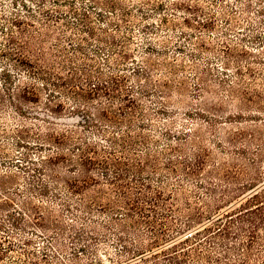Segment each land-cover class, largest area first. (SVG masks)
I'll return each instance as SVG.
<instances>
[{
    "label": "rangeland",
    "instance_id": "1",
    "mask_svg": "<svg viewBox=\"0 0 264 264\" xmlns=\"http://www.w3.org/2000/svg\"><path fill=\"white\" fill-rule=\"evenodd\" d=\"M22 1L26 7L22 6L21 0H0V25L7 28L5 32L0 31V82L2 70L9 71L13 81L19 77L16 86L33 81L27 72L30 68L19 62L23 57L16 55V47L8 39L9 30L18 39L17 27L7 20L17 13L24 21L42 26L49 33L43 44L46 52L57 53L56 45L65 49V56L56 60L53 71L68 78L72 68L80 79L89 74L93 82L100 77L109 86H114V95H100L88 102V109L96 115L100 103L116 109L119 103H123L121 97L126 93L136 101L138 107L130 114L134 125L132 134L146 135L150 142L146 149L138 143L132 155L141 160L149 157L155 163L156 169H151V181L162 187L165 198L168 199L169 186H176L180 199L173 206L166 199L167 205L183 213L191 210L185 202L191 207L206 209L207 205L196 196H204L205 189L195 183L196 180L186 179L182 173V161L194 162L197 154L207 150L213 153L215 160L223 159L219 149L221 142L218 143L220 138L227 140L228 135L236 130L251 132L250 128L255 127L264 130V108L244 109L240 106V99L228 91L231 87L242 88L238 85L242 79L261 93L260 103L264 105V0ZM260 9L262 13L258 12ZM30 11L36 18L29 16ZM84 13L94 35L78 30ZM46 14L52 15L47 19ZM73 42L81 43L82 52L73 49ZM122 53L127 57L123 58ZM24 55L34 61L33 56ZM248 68L255 71V76L248 74ZM49 87V90L40 89L37 103L25 104L26 118L22 120L8 110L6 118L0 121V175H15L16 178L12 184L6 185L11 192V206L1 204L8 194L0 193V221L3 224L0 264H26L29 259L40 264H71L74 260L86 264L89 258L102 264H112V259L124 261L128 256L121 251L122 242L115 239L113 232L109 233L105 228L92 233L90 227L81 225L86 220L102 223L112 220L109 214L97 211L96 206L92 207L93 216L80 213L76 203L82 198L89 200L88 195L93 191L72 194L61 180L60 186H53L47 179L49 165H44L46 158L56 152L69 156L71 148L68 145L60 148L55 144L40 147L42 140L35 138L39 131L32 123L47 119L56 123L54 126L58 131L73 129L74 133H68L72 140L106 144L97 127L88 123L86 114L76 109L82 104L71 93L75 86ZM49 91L54 96L52 103L61 101L62 110L49 112ZM76 113L84 117L79 118ZM25 124L30 128L21 136L20 129ZM101 125L107 134L117 136L128 128L122 120L117 125L104 120ZM44 131L42 128L40 133ZM52 145L53 149L49 150ZM170 160L175 161L179 169L177 174L170 172ZM261 165L264 169V162ZM28 167H37L40 171ZM210 167L205 166L201 177ZM56 168L64 177L74 175L68 172L63 162ZM40 179L49 184L46 195H41L38 190ZM100 187L108 192V198H114L108 185ZM64 199H68L69 206H65ZM23 201L41 207L44 224L50 229L42 228L35 221L23 207ZM210 205L214 202L210 201ZM237 206L236 201L230 207ZM225 209L228 208H221V211ZM7 213L17 218L16 224L12 225ZM54 224L60 228L53 229ZM176 224L182 225V221L178 220ZM140 231L144 233L145 229L140 227ZM186 232L191 233L190 230ZM147 240L145 238L143 243ZM201 248L219 255V247L203 243ZM25 251H31L33 255L28 258ZM73 254L78 255L76 259ZM42 256L46 257L43 259Z\"/></svg>",
    "mask_w": 264,
    "mask_h": 264
},
{
    "label": "trees",
    "instance_id": "2",
    "mask_svg": "<svg viewBox=\"0 0 264 264\" xmlns=\"http://www.w3.org/2000/svg\"><path fill=\"white\" fill-rule=\"evenodd\" d=\"M13 2L11 1V3ZM21 2L23 7L27 6L24 1L21 0ZM262 11L258 10L259 13ZM16 14L11 15L7 20L12 26L17 27L18 39L13 36L12 30L7 32L8 39L16 47L15 52L18 54H14H20L23 57L19 59V62L30 68L27 72L32 75L33 81L16 86V82L20 80L19 77L13 81L14 77L11 78L9 71L2 70L0 121L3 122L2 120L6 118L8 110H12L22 120L26 118L24 106L26 103L39 101L40 89L49 90V85L58 89L64 84H68L71 88L75 86L71 93L75 94L76 101L82 104L78 105L76 109L80 113L86 114L89 119L88 123L97 127L101 136L105 137L106 144L96 141L72 140L68 133H74L73 129L67 128L58 131L54 126L56 123L47 119H40V123H32V125L39 131L35 138L42 140L40 147L55 144L56 147L63 148L64 145H68L71 148L69 156L56 152L50 154L45 162L43 161L45 167L49 165L46 168L48 181L53 186H60L64 183V187L72 194H84L86 190H92L93 192L87 198L89 200L82 198L76 203L80 213L85 216H93L92 207L96 206L97 211L109 214L112 219L104 223L91 222L90 220L81 222L82 227H90L92 233L107 228L108 230L105 229V231L113 232L115 239L122 242L121 251L128 258L119 262L118 259H112L111 263L188 264L189 261H192L193 264H264V169L261 165L264 162V130L260 127L250 128L251 132L236 130L228 135L227 140L220 138L218 143L221 142L219 149L223 159L216 158L215 160L213 153L207 150L206 153L197 154L194 157V162L182 161V173L186 179L191 182L196 180L195 183L205 189L204 196H196L207 205L206 209H202L201 207H191L189 202H185L191 210L183 213V211L167 205L166 202L168 200L171 205H174L180 199L176 186L173 185L171 188L169 186V192L166 194L168 199L165 198V194L161 190L162 187L157 184L153 185L151 181V169H156L155 163L149 157L141 160L132 155L138 143H142L146 149L150 142L146 135L132 134L134 125L130 114L135 112L138 107L136 101L126 93L121 97V100H124L123 103H119L116 109H112L110 105L101 106L100 103L96 115L88 109V102L100 95H114V86H109L108 82L103 81L100 77H96L97 80L93 82L92 77L86 73L85 79H80L75 76L76 73L72 68L73 71L68 78L57 74L53 71V66L58 62L56 61L58 58L65 56V49L56 45L57 53L46 52L43 49V44L50 36L49 33L44 31L42 26L36 27L33 22L24 21ZM51 15L46 14V18H50ZM29 16L36 18L32 12ZM87 19L88 16L84 13L78 30L94 35V29L87 23ZM6 30V27L0 25L1 32ZM71 46L75 51L82 52L80 42H73ZM23 52L33 56L34 61L26 57ZM121 56L127 57L126 53H122ZM247 70L249 75L255 76L256 73L252 68ZM12 84L13 86L10 87ZM238 85L242 88L231 87L228 91L240 99L242 108L247 110L254 107L264 108V105L260 103L262 96L260 92L242 79ZM51 92L49 91L50 98L47 103L49 112L62 110L64 107L61 101L52 103L51 99L54 96ZM76 116L84 117L79 113H76ZM104 120L115 125L122 120L126 122L128 128L124 131L125 133L118 136L116 134L109 135L106 133L105 127L101 125ZM28 128H30L28 124L23 125L20 135L27 134ZM42 128L45 129V133L41 134ZM48 149L52 150L53 145ZM62 162L66 164L68 172H72L74 175L64 177L58 173L56 165ZM174 162L170 160L168 167L171 173L177 174L179 169ZM206 165L211 167L206 170V175L201 177V172ZM28 168L40 171L37 167ZM14 179H16L15 175H0V193L8 194L7 199L2 201V205H12V199L9 196L11 192L6 185L12 184ZM103 184L108 185L110 193L114 196L113 199L108 198V192L100 187ZM48 189V182H43L40 179L38 189L40 194L46 195ZM185 196L182 198H186ZM67 201L68 199H64L65 206H69ZM210 201H213L214 205H210ZM236 201L238 206L230 207ZM28 204V201H23V207L27 212L33 215L35 221L42 228L50 229L44 224L45 216L41 215V207ZM221 208L228 209L221 211ZM18 214L20 218L24 219L22 213L18 212ZM7 216L12 221V225L16 224L17 218L12 213H7ZM178 220L182 221V225L177 226ZM140 227L145 229L144 233L140 231ZM2 228L3 224L0 221V230ZM58 228H60L59 225H53V229ZM187 230H190L191 233H185ZM203 237V241H199ZM145 238L148 240L143 243ZM203 243L214 248L219 247L217 248L219 255H213L214 251L210 249L204 251L202 248L200 249V245ZM187 246L189 247L187 248ZM24 254L28 258L33 255L31 251H25ZM42 255L46 254L42 253ZM73 255L75 259L78 256L77 254ZM45 257L42 256L43 259ZM16 264L22 263L16 262ZM26 264L40 263L29 259ZM71 264L79 263L78 260H74ZM86 264H102V262L89 258V262Z\"/></svg>",
    "mask_w": 264,
    "mask_h": 264
}]
</instances>
